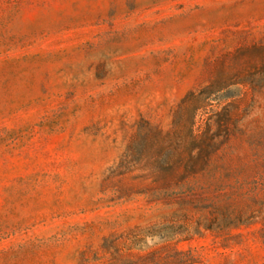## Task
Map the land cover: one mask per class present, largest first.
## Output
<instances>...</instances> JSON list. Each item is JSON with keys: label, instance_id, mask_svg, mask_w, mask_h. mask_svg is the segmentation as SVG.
I'll return each mask as SVG.
<instances>
[{"label": "rangeland", "instance_id": "1", "mask_svg": "<svg viewBox=\"0 0 264 264\" xmlns=\"http://www.w3.org/2000/svg\"><path fill=\"white\" fill-rule=\"evenodd\" d=\"M0 264H264V0H0Z\"/></svg>", "mask_w": 264, "mask_h": 264}]
</instances>
